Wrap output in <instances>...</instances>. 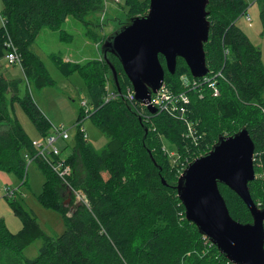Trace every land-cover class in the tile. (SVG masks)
I'll list each match as a JSON object with an SVG mask.
<instances>
[{
	"label": "trees",
	"instance_id": "1",
	"mask_svg": "<svg viewBox=\"0 0 264 264\" xmlns=\"http://www.w3.org/2000/svg\"><path fill=\"white\" fill-rule=\"evenodd\" d=\"M124 2L127 19L148 10L149 0ZM100 7L101 0H2L0 58L9 38L20 54L23 77L34 78L38 87L50 83L31 48L38 33L43 28L59 30L63 39L68 34L61 28L68 18L88 23L86 17ZM247 7L245 0H208L206 6L210 28L203 45L209 68L205 75L215 81L218 95L204 77L191 76L182 58H177L171 74L163 56H158L172 102L167 109L157 107L156 113L127 96L132 86L113 54L108 58L120 90L113 85L114 96L109 98L105 80H110V73L101 56L79 63L50 55L63 75L76 72L84 80L89 97L86 115L106 142L95 148L80 132L76 134L67 158L72 166L69 186L45 162L35 159L45 177L37 199L63 215L65 228L55 238L45 235L35 217L11 199L22 226L10 232L0 219V264H231L185 218L173 186L184 167L207 152L219 135L245 127L254 143L255 178L248 183L249 191L256 206L264 208V65L261 51L236 25ZM261 16L264 23V7ZM21 81L0 72V169L23 178L24 155L35 150L18 120L10 117L8 106L19 103L42 135L48 134L50 123L28 90L20 95ZM180 94L187 96V103ZM164 142L174 155L164 152ZM218 186L232 218L250 222L242 199L226 185ZM67 187L80 190L87 200L76 204L70 214L64 205L69 196L63 198ZM38 237L43 238L38 254L25 257L24 248Z\"/></svg>",
	"mask_w": 264,
	"mask_h": 264
},
{
	"label": "water",
	"instance_id": "2",
	"mask_svg": "<svg viewBox=\"0 0 264 264\" xmlns=\"http://www.w3.org/2000/svg\"><path fill=\"white\" fill-rule=\"evenodd\" d=\"M207 4L208 0H149L145 14L126 19L105 37L100 56L116 89L120 90L117 72L108 54L119 60L134 99L151 113L157 112L150 103L151 95L164 82L159 55L171 74L180 57L192 77L204 76L209 71L203 48L210 28ZM253 156L254 143L245 127L230 135H219L207 152L187 164L173 186L185 218L231 264H264V208L256 206L248 186L255 178ZM163 183L167 184L165 180ZM219 183L246 204L250 222L232 218Z\"/></svg>",
	"mask_w": 264,
	"mask_h": 264
},
{
	"label": "rangeland",
	"instance_id": "3",
	"mask_svg": "<svg viewBox=\"0 0 264 264\" xmlns=\"http://www.w3.org/2000/svg\"><path fill=\"white\" fill-rule=\"evenodd\" d=\"M245 1L248 3V7L236 19V25L244 31L253 45L261 51L264 65V23L261 16L264 0ZM1 6L2 0H0V8ZM126 12L127 5L124 0H101L100 10L86 17L88 23L72 17L64 22L61 29L69 36L66 35L67 37L63 39L59 30L41 29L31 48L39 55L46 69L47 77L50 81L48 84L36 86L34 78L23 77L20 66H9L4 58H0L1 73L8 78H22L20 95H23L25 90L29 91L35 104L50 123L48 133L56 134L54 128H62L69 131L70 137L68 139L57 137L55 141V146L63 155L69 154L72 151V147L76 144L79 123L82 124L80 126H83L86 131V141L93 147L101 148L106 142V137L92 119L86 115L88 109L83 101H88L89 97L84 80L76 72L68 76L63 75L50 55L54 54L63 61L69 60L70 62L79 63L99 58L105 37L123 25L127 19ZM1 21H3V18L0 16ZM65 58L68 59L66 60ZM105 86L107 93L110 92L113 86L112 81L105 80ZM167 95L171 96L168 93ZM170 96L168 98H159L161 109L169 107L172 99V96ZM8 112L11 118L18 120L31 141L42 140L43 135L40 134L19 103L14 102L9 105ZM83 115L84 117H82ZM163 150L171 156L174 155V152L166 142H164ZM170 159L173 160L174 158L170 157ZM26 166V173L23 178L14 171L0 169V219L4 221L10 232H16L21 228V220L14 214L9 203L11 199H17L35 217L43 233L55 238L65 228L64 217L56 210L45 208L38 201L37 195L41 191L45 177L35 161L29 164L26 162ZM103 176L106 177L107 174L103 173ZM23 180L24 183L22 184ZM6 189L14 190V195L8 196ZM76 191L78 189L72 190L67 187L63 193V198L66 195L69 196V201L66 199L64 202L68 209L67 214L71 213L76 204L87 202L84 194L82 199L77 198ZM42 244L43 238H36L24 248L23 255L27 258L35 257Z\"/></svg>",
	"mask_w": 264,
	"mask_h": 264
},
{
	"label": "built area",
	"instance_id": "4",
	"mask_svg": "<svg viewBox=\"0 0 264 264\" xmlns=\"http://www.w3.org/2000/svg\"><path fill=\"white\" fill-rule=\"evenodd\" d=\"M3 21H1L2 24H4ZM6 45H7V50L4 55L6 64L9 66L18 65L21 67L20 54L17 48L12 44L9 38L6 41ZM202 77H204L203 81L209 82V86L213 89V92H214L213 94L218 95V90H217V86L215 85V81L212 80L210 77H207L206 75ZM193 83H195V81ZM167 93L169 94L166 86L162 84L156 93H152L151 98H150V103L153 104L155 107H160L159 98H168L170 95H167ZM113 96H114V93L112 90L107 93V98L113 97ZM127 96L129 98L134 99L132 87L128 88ZM180 98L184 103L188 102V98L185 94H180ZM83 102L85 105V101ZM170 102L172 101L170 100ZM171 108L174 109L175 107L172 106ZM80 125L82 124L79 123L78 132H80V134L82 135V138L86 140L87 138L86 131L84 127ZM54 131L56 132V134H53V133L45 134L42 136L41 141L32 140L31 144L35 150V153L34 154L25 153L24 157H25L27 164H29L32 161H35L36 158L42 160L63 180V182L66 185L69 186L68 177H70L72 174V167L70 164H68V161L66 159L70 153L67 155L61 154L60 150L55 146V141L57 137L68 139L70 137V133L68 130H64L62 128H54ZM6 190H7L6 194L8 196H13L15 193L14 190H8V189ZM75 193H76L77 198L79 199H82L84 197L83 193L80 190L76 191Z\"/></svg>",
	"mask_w": 264,
	"mask_h": 264
},
{
	"label": "crops",
	"instance_id": "5",
	"mask_svg": "<svg viewBox=\"0 0 264 264\" xmlns=\"http://www.w3.org/2000/svg\"><path fill=\"white\" fill-rule=\"evenodd\" d=\"M66 60L68 59V58H65ZM26 168H27V166H26Z\"/></svg>",
	"mask_w": 264,
	"mask_h": 264
}]
</instances>
